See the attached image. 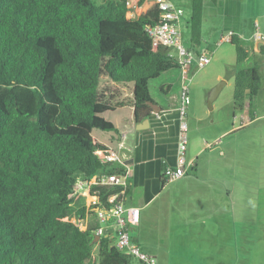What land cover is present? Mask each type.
<instances>
[{
	"label": "trees",
	"instance_id": "trees-1",
	"mask_svg": "<svg viewBox=\"0 0 264 264\" xmlns=\"http://www.w3.org/2000/svg\"><path fill=\"white\" fill-rule=\"evenodd\" d=\"M190 2L198 45L206 0ZM129 10L128 0H0V264H146L110 237L94 241L95 216L84 224L123 186L94 185L78 208L74 194L79 177L122 169L102 161L110 147L93 134L117 139L104 114L130 104L136 121L149 117L150 80L178 68L146 29L161 21L158 5L137 17ZM231 43L241 65L249 51L235 35ZM131 83L132 97L120 100L112 84ZM260 90L256 66L237 70L234 103L248 98L252 118Z\"/></svg>",
	"mask_w": 264,
	"mask_h": 264
},
{
	"label": "rangeland",
	"instance_id": "rangeland-1",
	"mask_svg": "<svg viewBox=\"0 0 264 264\" xmlns=\"http://www.w3.org/2000/svg\"><path fill=\"white\" fill-rule=\"evenodd\" d=\"M173 1L184 8L188 19L190 0ZM135 12L136 8L132 9L133 17ZM182 30L187 46L190 30L186 25ZM211 45L208 51L212 54L211 63L196 72L190 85L187 134L189 138L194 130L191 108L202 115L203 121H198L202 126L219 117L223 127L238 126L223 138L224 146L210 148L199 159L201 163L206 161L211 169H224L220 177L224 186L218 188L215 181L202 185L176 180L166 182L163 187L157 184L155 189L144 192L138 202L141 221L131 232L155 264H264V58L257 54L250 61L262 75L258 93L260 110L252 118L247 107L236 106L233 99L235 72L245 67L236 63L235 47L228 41L219 46L211 42ZM176 74L178 68H172L150 80L154 100L167 104L160 86ZM219 84L221 90L212 102L216 106L210 108V93ZM177 89L178 85L174 84L172 90ZM125 90L129 92L131 87L126 86ZM127 109L117 112L125 114ZM114 114L108 111L104 117L110 120ZM93 134L103 140L109 135L99 130ZM80 205L75 202L77 208ZM89 215L92 217L91 212ZM93 251L96 257L98 247Z\"/></svg>",
	"mask_w": 264,
	"mask_h": 264
},
{
	"label": "crops",
	"instance_id": "crops-1",
	"mask_svg": "<svg viewBox=\"0 0 264 264\" xmlns=\"http://www.w3.org/2000/svg\"><path fill=\"white\" fill-rule=\"evenodd\" d=\"M139 5L135 7V17L146 12L153 6L148 0H143L142 2L139 0ZM140 8L143 9L141 12H139ZM188 19L185 18L183 25H186L189 28ZM229 31H234L236 33L235 36L241 40V44L249 51V56L241 65L245 67L255 66L250 62L252 58L255 59L257 54L264 58V39L252 38L256 32L259 35L264 36V0H206L203 8L201 42L198 45H193L189 34V42L187 41V46L196 52L208 53L212 46L211 42L215 43L217 46L227 41L231 43V40H227L219 44L221 38ZM165 73L166 71L162 74ZM218 76L221 77V75ZM172 78L171 81L165 80L160 86L161 92L165 95L164 102L167 104L159 103L152 98L159 107H156L155 110L152 108L151 115L147 117L148 123L146 124V127H141L139 125V123L146 118L141 121H136L134 117V107L130 104H125L111 110L115 112V114L111 117L110 121H112L118 128L119 135L113 142L110 141L112 135H108L102 140L108 144L110 148L116 150L118 144L121 141H124L126 147L123 151L125 158L124 161L125 164L129 165L131 168V184L126 189L125 203L127 206L133 205L140 207L138 202L144 192H147V190H150L151 188L155 189L157 184H160L163 187L165 184H162V176L165 166L175 165L178 161L181 86L180 70L179 74L172 76ZM174 84L178 85L176 91L172 90ZM112 85L117 89V97L120 100L132 97V83L128 85L131 87L129 92L125 90L127 85ZM258 95L253 107L254 112L260 110L259 105L261 101L258 98ZM215 106L216 102L213 103V108ZM245 106L247 107V110H249L248 98L245 99L240 108L244 109ZM122 109H127L125 114L117 112ZM188 117L189 114H187V119H189ZM192 119L195 121L193 125L194 130L201 132V134H197L193 130L192 135L188 138L186 157L187 160L193 162V166L191 167L192 172L191 174L188 172L187 175L178 180H183L190 184L195 182L202 185H207V182L215 181V186L222 188L224 182L220 177L222 176L224 169L222 167H219V169L213 167V169H211L210 167L212 166H208V168L206 166V161L201 163L199 159L201 155L210 148H216L219 145L224 146L225 142L223 138H226L229 132L236 129L238 126L223 127L222 119L220 117L209 122L208 125L202 126L198 123V121H203L202 115L198 110H192L191 108V120ZM207 144H211V146H208ZM212 151L213 150H210L209 152L212 153ZM222 152L221 149L220 153ZM112 166L116 167L119 165L112 164ZM75 196H77L76 201L81 203L80 207L88 206L90 193L84 195L75 194ZM93 217L94 215H92V217L89 215L88 218L91 220ZM133 238L138 242L136 237Z\"/></svg>",
	"mask_w": 264,
	"mask_h": 264
},
{
	"label": "built area",
	"instance_id": "built-area-1",
	"mask_svg": "<svg viewBox=\"0 0 264 264\" xmlns=\"http://www.w3.org/2000/svg\"><path fill=\"white\" fill-rule=\"evenodd\" d=\"M148 1L153 5H158L162 11L161 21L156 25L146 27L152 37L153 48L156 49L160 45L169 47L168 55L177 61L181 73L178 161L175 165L165 166L163 170V178L168 182L184 177L193 166V162L187 160L186 157L188 144L187 108L190 103V85L196 72L211 63L212 54L206 52L195 53L184 44L182 26L185 20V10L182 6H179L173 0ZM128 5L130 7L128 17H133L132 9L139 5V0H128ZM235 34L234 31H229L221 38L219 44L231 40ZM252 38L264 39V36L256 32ZM207 145L211 146V144ZM125 148L124 141H121L117 150L108 149L102 158L103 162L118 164L117 167L122 168L121 171H115L111 174L103 173L100 176H92L91 178L79 177L74 194L84 195L90 193L94 185L123 186L121 192L111 197L112 204L108 208L105 206L96 207L94 213L92 209L87 210L84 224L87 226L90 222L88 217L89 212H91L98 222V225L93 229L95 237H110L113 245L120 251L130 254L137 261L155 264L154 258L145 253L140 244L132 238L131 230L140 222V207L127 206L125 203L126 189L131 184V168L124 161L123 151Z\"/></svg>",
	"mask_w": 264,
	"mask_h": 264
},
{
	"label": "water",
	"instance_id": "water-1",
	"mask_svg": "<svg viewBox=\"0 0 264 264\" xmlns=\"http://www.w3.org/2000/svg\"><path fill=\"white\" fill-rule=\"evenodd\" d=\"M220 90H221V84L215 86V87L213 88V90L211 91L210 96H209V99H208L209 107H210V108L213 107V106H212V102H213L214 99L218 96ZM147 103H148V104H149L154 110H155L156 107H159L158 104H156L153 100H149ZM147 123H148V118L144 119L141 123H139V125H140L141 127H146V126H147V125H146ZM99 239H100V237H99V236H96L95 239H94V241H97V240H99Z\"/></svg>",
	"mask_w": 264,
	"mask_h": 264
}]
</instances>
